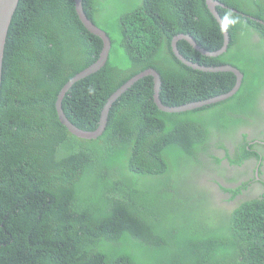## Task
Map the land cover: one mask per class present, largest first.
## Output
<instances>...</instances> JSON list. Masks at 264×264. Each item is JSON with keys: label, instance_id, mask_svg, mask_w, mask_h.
Returning <instances> with one entry per match:
<instances>
[{"label": "trees", "instance_id": "obj_1", "mask_svg": "<svg viewBox=\"0 0 264 264\" xmlns=\"http://www.w3.org/2000/svg\"><path fill=\"white\" fill-rule=\"evenodd\" d=\"M219 1L227 6H216L229 33L226 51L205 56L183 39L178 49L199 64L238 68L237 92L168 113L155 105L153 77L146 75L111 104L103 133L87 139L60 122L55 100L96 61L102 41L82 25L74 0H19L0 87V264H264V194L223 210L207 200L200 181L185 191L175 186L182 171H172L181 166L179 156L194 164L210 159L217 169V149L238 165L258 158L247 134L219 138L258 111L251 97L264 70V46L250 35L264 40L257 21L264 22V0ZM82 6L111 48L106 63L63 97L62 109L77 127L96 129L106 99L138 70L161 75L159 97L167 106L234 87L232 72L193 70L172 51L180 33L209 51L223 45L205 0H82ZM207 118L216 134L206 133ZM246 185L221 189L235 197Z\"/></svg>", "mask_w": 264, "mask_h": 264}, {"label": "water", "instance_id": "obj_2", "mask_svg": "<svg viewBox=\"0 0 264 264\" xmlns=\"http://www.w3.org/2000/svg\"><path fill=\"white\" fill-rule=\"evenodd\" d=\"M207 1V7L210 10V12L213 14V16L216 18V21L218 22L221 31L223 33V45L213 51H208L207 49L199 46L194 38L189 34L180 33L175 35L171 40V47L173 53L184 63L187 64V66H190L194 69L206 71V72H216V71H230L236 76V81L234 87L221 95L202 99L198 102H190L185 105H179V106H171L166 107L164 106L159 98V88L161 83V77L158 72H156L153 69H147L140 74L133 75L131 79L126 80L123 84H121L113 93L109 95V97L106 99L104 106L101 110L100 118H99V124L96 129L92 131H86L83 130L73 123H71L68 118L66 117L63 109H62V100L66 92L69 90V88L73 85V83L97 70H99L107 61L109 51L111 48V40L108 34L105 30L97 26L92 20H90L83 10L82 6V0H74L75 3V10L78 15V18L82 25L92 34L98 36L102 41V48L100 50V53L98 55V58L95 62L91 63L88 67L84 68L82 71L71 77L59 90L56 96L55 100V109L57 116L60 120V122L67 127V129L75 134L78 137L81 138H97L99 135H101L104 131L106 122H107V116L109 112V108L111 107V104L116 100L118 96H120L128 87H130L137 79L142 78L146 75H152L154 77V97L155 102L158 106V108L163 112H180L185 111L189 109L190 107H196V106H202V105H209L218 101L226 100L227 98L233 96L237 90L239 89L242 81L243 74L241 71L229 64L221 65V66H203L198 65L196 63H193L191 61L186 60L179 52L177 48V40L178 39H184L187 41L195 50L200 52L203 55L206 56H218L226 51L227 46L229 44V33L227 30V27L225 23L223 22L222 18L220 17L219 13L216 10L217 5L223 6V3L216 1V0H206ZM19 3V0H0V87H1V80H2V65H3V57H4V50H5V44H6V37L9 29V25L11 23L13 14L16 10V7ZM252 19H255L252 17ZM256 20V19H255ZM259 23H262L264 25V22L261 20Z\"/></svg>", "mask_w": 264, "mask_h": 264}, {"label": "flooded vegetation", "instance_id": "obj_3", "mask_svg": "<svg viewBox=\"0 0 264 264\" xmlns=\"http://www.w3.org/2000/svg\"><path fill=\"white\" fill-rule=\"evenodd\" d=\"M260 24L263 25L262 23ZM250 38L252 39V43H257L262 40L260 34L256 32H252ZM255 81V88L257 87V90L255 91V95L251 97V101L254 103L253 109L258 111L250 113L249 116H241L242 121L232 130L234 135L223 131L219 139L231 141L232 137L235 136L241 140L242 134L245 133L247 134V139L253 145L252 149L258 153V158L251 156L238 165L231 163L224 154L223 157H220L221 162L219 167L210 174L216 182V187L218 185L234 190L238 185L247 183L246 186L242 187L241 193L235 197H233V192L226 191L222 188V193L226 194L227 198L225 203L230 205L231 208L240 199L244 200L246 197L252 198L264 194V70ZM216 139L214 138L213 141H218ZM234 147L235 143L230 147V155L233 153ZM221 150L224 151L223 149ZM213 183L214 181H212Z\"/></svg>", "mask_w": 264, "mask_h": 264}, {"label": "rangeland", "instance_id": "obj_4", "mask_svg": "<svg viewBox=\"0 0 264 264\" xmlns=\"http://www.w3.org/2000/svg\"><path fill=\"white\" fill-rule=\"evenodd\" d=\"M242 44H243L242 42L238 43L241 50H242ZM252 48H254V45L252 46ZM244 49H246L247 52H249V47L244 48ZM242 63L240 64L244 65V60H242ZM203 127L206 128V133H210L212 131V134H216V131H215L216 129L211 124L209 118L205 120ZM213 153L217 155L218 157L224 156V151L214 150ZM176 159L181 161L180 163L181 166L179 168H174V169L172 168V171L176 172L177 174L179 173V171H182V173L181 175L178 174L175 177V180L177 181L175 183V186H179L181 189L185 191L186 186L191 187L193 183L200 181L201 182L200 188H204L203 190L205 192V195H208V199H207L208 201L212 202L213 205L215 203L216 207H219L223 210L231 209L230 205H227L225 203V201L227 200L226 194L222 193V189L220 186L217 185L216 187L215 180L210 176V174L216 170V168L212 166L210 159L208 160L206 158H201V163L199 164L195 163L196 165L191 160V157L188 158V157L179 156ZM203 171L204 173L207 174L205 175L203 179V182L205 185L202 183ZM212 181H214L213 184H212ZM217 192H218V195H217ZM199 202L204 203L202 200H199ZM208 208H209V205L207 204L206 209H205L206 217H209V211H210V214H213V211L211 210V208L210 210ZM223 210L220 212L221 215H223V212H224Z\"/></svg>", "mask_w": 264, "mask_h": 264}, {"label": "clouds", "instance_id": "obj_5", "mask_svg": "<svg viewBox=\"0 0 264 264\" xmlns=\"http://www.w3.org/2000/svg\"><path fill=\"white\" fill-rule=\"evenodd\" d=\"M216 1H219V0H216ZM219 2H221V1H219ZM221 3H223V2H221ZM205 4L207 5V1L205 0ZM217 6H221V5H217ZM221 7H227L224 3H223V6H221ZM208 8V7H207ZM209 10V9H208ZM216 10H217V8H216ZM210 11V10H209ZM217 12H218V10H217ZM219 13V12H218ZM212 14V13H211ZM213 15V14H212ZM220 15V14H219ZM221 17V16H220ZM215 18V17H214ZM222 18V17H221ZM216 19V18H215ZM223 20V19H222ZM223 22H224V20H223ZM225 23V22H224ZM226 25V24H225ZM227 27V26H226ZM190 35V34H189ZM192 36V35H191ZM193 37V36H192ZM262 37V36H261ZM194 38V37H193ZM172 40V39H171ZM179 40H181V39H178L177 40V48H178V42H179ZM184 40V39H183ZM187 42V41H186ZM197 43V42H196ZM259 43H263V46H264V40L262 41H260V42H258L257 44H259ZM257 44H255V45H257ZM170 45H171V43H170ZM255 45H254V47H255ZM172 48V47H171ZM179 50V49H178ZM209 51V50H208ZM180 52V51H179ZM181 54V53H180ZM182 55V54H181ZM203 55V54H202ZM176 56V55H175ZM183 56V55H182ZM206 56V55H205ZM186 60H188V61H191L190 59H187L185 56H183ZM176 58L179 60V62L180 63H182L183 65H186V64H184L177 56H176ZM191 62H193V61H191ZM193 63H196V64H198V65H203V64H199V63H197V62H193ZM226 65V64H225ZM230 65V64H229ZM203 66H208V65H203ZM219 66H221V65H219ZM187 67H190V66H187ZM190 68H192V67H190ZM193 70H198V69H194V68H192ZM139 71V70H138ZM138 71H136V72H134L133 74H131V76L128 78V79H131V77L134 75H137L138 74ZM200 71H202V70H200ZM214 72V71H213ZM217 72V71H216ZM144 77V76H143ZM142 77V78H143ZM142 78H139V79H137L132 85H136ZM127 79V80H128ZM126 81V80H125ZM124 81V82H125ZM123 82V83H124ZM122 83V84H123ZM127 91H129V90H131V87H128L127 89H126ZM205 99H207V98H205ZM161 101V100H160ZM161 103L163 104V105H165L162 101H161ZM190 103V102H189ZM155 105L157 106V104L155 103ZM157 108H158V106H157ZM159 109V108H158ZM160 110V109H159ZM217 151H222L221 149H217ZM224 154H225V152H224ZM203 173H204V171H203ZM205 175H207L206 173H204V177H205ZM227 188H229V187H227Z\"/></svg>", "mask_w": 264, "mask_h": 264}, {"label": "bare ground", "instance_id": "obj_6", "mask_svg": "<svg viewBox=\"0 0 264 264\" xmlns=\"http://www.w3.org/2000/svg\"><path fill=\"white\" fill-rule=\"evenodd\" d=\"M187 65V64H186ZM148 69H153V68H148ZM147 70V69H146ZM154 70V69H153ZM145 71V70H144ZM156 71V70H155ZM143 72V71H142ZM157 72V71H156ZM141 73V72H140ZM140 73H138V74H140ZM160 75V74H159ZM150 76H152V75H150ZM153 77V76H152ZM160 77H161V75H160ZM153 82H154V77H153ZM160 87H161V83H160ZM159 90H160V88H159ZM126 91V90H125ZM124 91V92H125ZM154 93H155V91H154ZM221 95V94H220ZM119 97V96H118ZM117 97V98H118ZM153 97H154V95H153ZM116 98V99H117ZM160 98V97H159ZM230 98V97H229ZM161 100V99H160ZM154 102H155V97H154ZM156 103V102H155ZM189 103V102H188ZM185 104H187V103H185ZM185 104H182V105H185ZM264 105V104H263ZM164 106H166V107H171V106H167V105H164ZM179 106V105H178ZM190 108H193V107H190ZM168 113H170V112H168ZM173 113V112H172Z\"/></svg>", "mask_w": 264, "mask_h": 264}]
</instances>
